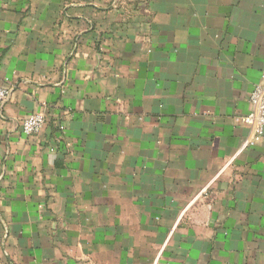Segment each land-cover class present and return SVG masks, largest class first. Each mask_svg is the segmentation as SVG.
I'll list each match as a JSON object with an SVG mask.
<instances>
[{"label": "crops", "instance_id": "obj_1", "mask_svg": "<svg viewBox=\"0 0 264 264\" xmlns=\"http://www.w3.org/2000/svg\"><path fill=\"white\" fill-rule=\"evenodd\" d=\"M263 73L264 0H0V264H264Z\"/></svg>", "mask_w": 264, "mask_h": 264}, {"label": "built area", "instance_id": "obj_2", "mask_svg": "<svg viewBox=\"0 0 264 264\" xmlns=\"http://www.w3.org/2000/svg\"><path fill=\"white\" fill-rule=\"evenodd\" d=\"M10 97V89L0 87V104L4 103ZM249 111L241 117V120L254 129L258 134L264 129V73L260 76L259 82L252 89L249 97ZM45 119L43 115L32 112L27 115L21 123L22 132L26 136L37 134L44 126ZM152 264H158L157 259Z\"/></svg>", "mask_w": 264, "mask_h": 264}]
</instances>
